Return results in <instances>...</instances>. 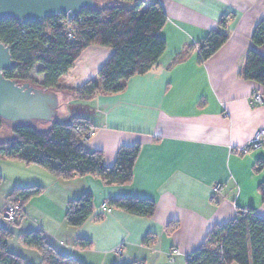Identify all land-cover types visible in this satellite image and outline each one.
<instances>
[{"label": "crops", "instance_id": "obj_1", "mask_svg": "<svg viewBox=\"0 0 264 264\" xmlns=\"http://www.w3.org/2000/svg\"><path fill=\"white\" fill-rule=\"evenodd\" d=\"M157 1L166 17L159 31L165 49L152 70L130 78L119 93L78 102L68 91L93 79L112 54L109 47L89 45L58 82V94L67 95L70 103L94 109L84 118L93 130L84 146L99 151L104 166L114 163L120 147L139 144L131 181L105 185L91 175L62 180L36 165L13 166L19 176L0 195V214L11 188L42 187L24 205L16 225L0 217V227L12 233L8 251L26 264L40 262L35 250L18 242L26 232H41L56 253L83 264H171L172 249L180 254L174 264H184L207 233L230 222L236 210L251 208L264 218L257 191L264 181V146L245 155L236 151L264 129V102L249 104L257 87L240 76L248 50L264 54V47L250 42L264 18V0ZM224 15L232 16L228 39L200 63L193 45ZM61 113L59 120L67 117ZM257 162L263 167L254 172ZM216 184L221 189L214 198ZM85 193L91 195L92 214L81 226L70 227L64 220L66 206ZM117 198L151 200L154 214L143 218L107 209L105 202ZM78 240L90 246L81 248Z\"/></svg>", "mask_w": 264, "mask_h": 264}, {"label": "trees", "instance_id": "obj_2", "mask_svg": "<svg viewBox=\"0 0 264 264\" xmlns=\"http://www.w3.org/2000/svg\"><path fill=\"white\" fill-rule=\"evenodd\" d=\"M95 1L94 9H83L69 25L64 21L60 23V20L65 19L64 16L27 23L0 19V42L8 47L14 61V66L3 71V76L17 83L29 82L45 90L58 92L59 79L86 47H109L112 54L98 69L95 77L79 88L68 91L74 100L85 102L97 94L119 93L130 78L152 70L165 49V41L159 36V31L166 17L159 2ZM231 17L221 16L216 29L209 31L193 45L200 63L210 58L227 41L226 25ZM68 33L72 35L71 39L67 37ZM250 42L256 48L264 47V18L254 27ZM35 65L40 66V81L28 77ZM240 76L256 85L257 89L252 93L259 92L264 102V54L255 49L248 50ZM2 127L0 120V132ZM88 129L91 128L84 118H73L69 123L58 120L44 129L12 127L9 128V139L0 138V157L24 165L39 166L62 180L91 175L105 185L128 184L139 144L120 147L114 163L107 167L103 165L99 151H89L84 146L83 137ZM262 167L263 163L257 162L254 172L261 171ZM257 191L264 206V181L258 185ZM41 193L40 186L14 187L7 198L14 202L18 200L23 212L24 205ZM105 206L109 210H121L143 218H150L154 214V203L148 199H109ZM91 214L92 198L85 193L68 202L64 220L68 226L76 228ZM11 236V232L0 227V264H26L20 256L8 251L6 241ZM17 239L22 246L40 255L38 264H83L72 256L56 253L39 231L23 233ZM76 243L81 248L90 246L86 240ZM184 264H264V218L257 216L251 208L236 210L230 222L214 226L207 233L200 246L184 258Z\"/></svg>", "mask_w": 264, "mask_h": 264}, {"label": "water", "instance_id": "obj_3", "mask_svg": "<svg viewBox=\"0 0 264 264\" xmlns=\"http://www.w3.org/2000/svg\"><path fill=\"white\" fill-rule=\"evenodd\" d=\"M95 0H0V19H13L18 23L41 22L45 18L64 16L75 18L83 9H94ZM14 66L9 49L0 42V120L2 126H33L41 122L50 126L58 121V92L45 90L29 82L17 83L3 76V71ZM67 117L60 120L69 123L73 118H85L94 109L81 103L67 105Z\"/></svg>", "mask_w": 264, "mask_h": 264}, {"label": "rangeland", "instance_id": "obj_4", "mask_svg": "<svg viewBox=\"0 0 264 264\" xmlns=\"http://www.w3.org/2000/svg\"><path fill=\"white\" fill-rule=\"evenodd\" d=\"M39 69H40V66L39 65H35L34 68L28 73V77L31 78L34 81H40L42 76L39 73ZM58 99H59L58 114L54 118L55 120H59L60 119L61 114H62L61 112L66 111L67 110V105L70 103L69 97L67 95H65V94H60L59 93L58 94ZM33 126L35 128H37V129H44V128L48 127V124L41 123V122H36L35 124L33 123ZM0 138H1V140H7V139L10 138L9 128L6 125H4L2 127V129H1ZM18 165L21 166V163H19L17 161L4 159V158L0 157V177L2 178V180L0 182V195L2 193H4L6 190L9 189V187H10L9 185H12V183H13V181H15V179H18L19 173H18L17 170H14L15 169L14 167L18 166ZM13 188H11V189H13ZM7 197L4 200V206H7V205L14 206V205H17V204L20 206V202L18 200H16L14 202L13 200H11V199H9ZM3 210L1 211L0 217L9 226L16 225V223L19 222V220L22 218V217H20L21 216V212H22V207L21 206H20L19 213L18 212L14 213L15 214L14 215L15 216L14 221H9L8 222V219L7 218L5 219L4 216H2Z\"/></svg>", "mask_w": 264, "mask_h": 264}, {"label": "built area", "instance_id": "obj_5", "mask_svg": "<svg viewBox=\"0 0 264 264\" xmlns=\"http://www.w3.org/2000/svg\"><path fill=\"white\" fill-rule=\"evenodd\" d=\"M74 19V18H73ZM72 19V20H73ZM72 20H68L66 17L64 20H60V23H62L64 21V23H66L67 25H69L71 23ZM68 32H70V28L68 29ZM67 37L69 39L72 38V35L70 33L67 34ZM263 103V99L262 96L259 92H255L252 93L250 98H249V104L250 105H259ZM93 134V130L92 129H88L85 136L83 137V140L88 139L90 136H92ZM264 146V129H258L255 134L253 135V137L251 138V140H249L246 144H244L243 146H241L240 148H238L236 151L241 154V155H245L250 153L251 151L254 150H258L261 149ZM221 186L219 184H216L212 187V197L215 198L216 194L220 191ZM20 211V206L14 205V206H10L7 205L4 207L2 216H4V218L8 219L9 221H14L15 218V212L19 213ZM119 250L116 251L117 254H119ZM179 252L176 249H172L169 252V262L171 264L175 263L176 258L179 256Z\"/></svg>", "mask_w": 264, "mask_h": 264}]
</instances>
